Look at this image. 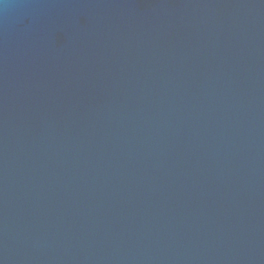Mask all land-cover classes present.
<instances>
[{
  "label": "water",
  "instance_id": "water-1",
  "mask_svg": "<svg viewBox=\"0 0 264 264\" xmlns=\"http://www.w3.org/2000/svg\"><path fill=\"white\" fill-rule=\"evenodd\" d=\"M0 264H264V0H0Z\"/></svg>",
  "mask_w": 264,
  "mask_h": 264
}]
</instances>
